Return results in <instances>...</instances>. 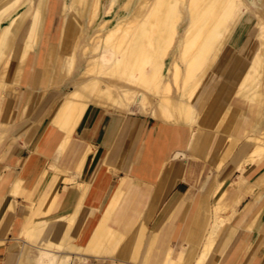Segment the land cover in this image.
Wrapping results in <instances>:
<instances>
[{"label": "bare ground", "instance_id": "obj_1", "mask_svg": "<svg viewBox=\"0 0 264 264\" xmlns=\"http://www.w3.org/2000/svg\"><path fill=\"white\" fill-rule=\"evenodd\" d=\"M117 13L121 18L114 25ZM0 83V114L7 102L5 93L17 86L24 95H36L38 105L49 102L47 131L31 157H46V173L62 170L71 175L63 159L91 105L118 113L117 126L130 125L136 117L155 121L165 147L154 180L167 164L187 157L198 131L206 130L221 146L246 137L251 145L234 168L235 180L225 182L230 171L219 178L226 169L224 156L215 165V220L194 264H205L216 234L232 219L235 204L264 183V177L256 183L245 174L264 162V127L255 129L264 105V9L254 8L248 0H0ZM228 112L231 124L226 121ZM239 112L244 119L238 131L225 134L224 126H233ZM164 126L172 130L163 134ZM91 152L89 146L86 156ZM102 167L120 172L111 164ZM148 168L149 161L141 171L123 166L83 253L77 252L80 245L66 248L51 235L44 243H33L38 227L29 229L26 240L40 248L36 264H139L137 233L152 198L151 181L141 180ZM22 180L14 181V192ZM227 185L235 191L230 202ZM136 188L140 195L133 192ZM57 198L56 193L46 215ZM138 250V258L124 260V252ZM188 250L182 246L174 258L176 251L169 248L164 264H186Z\"/></svg>", "mask_w": 264, "mask_h": 264}, {"label": "crops", "instance_id": "obj_2", "mask_svg": "<svg viewBox=\"0 0 264 264\" xmlns=\"http://www.w3.org/2000/svg\"><path fill=\"white\" fill-rule=\"evenodd\" d=\"M212 77L216 78L214 75ZM20 90L17 86L5 93L8 115L11 104L20 95ZM32 97L36 95L23 94L21 96L24 105L20 113V122L12 125L19 126V131L16 132L18 127L15 130L10 129L6 127V122L4 125L0 121V126H2L0 127V146L20 147L17 151L0 155V264L37 263L40 248L38 245L29 243L25 238V233L36 225L38 229L32 236L33 243H44L51 235L58 239V243L69 244L70 248L82 244L80 252L83 253L92 231L102 219L105 206L119 176L123 175V166L141 171L146 155L145 164L149 161V168L146 177H142L149 179L153 186H151L152 189L150 188L152 198L140 222L142 230L137 233L140 237L139 248L142 250L139 264L148 258L150 262L144 264H164L169 248L175 249L174 258H177L184 245L189 247L186 264H194L215 220L212 193L218 178L213 171L214 175L209 176L194 195V188L188 185L189 179L184 167L186 164L188 167V159H191L196 165H200L201 162L213 165L215 170V165L224 156L228 161L225 164L226 169L219 173V178L224 177L234 170L243 155L248 154L250 143L244 145L245 151L241 147L234 154V146L243 139L233 138V142L231 140L225 142L228 143L227 146L225 143L221 146L209 132L201 138L203 131H198L187 157L167 164L154 180L165 147L162 138L158 137L155 121L150 118L141 121L136 117L130 125L126 122L122 126H111L112 116H109V113L113 112L108 111V113L92 105L86 110L80 125L71 137L70 146L66 149L62 165L67 166L71 175L68 176L67 172L62 170L57 173L44 171L46 175L51 174L55 181L59 179L60 182H71V184L65 187L61 184L58 190V187H54L55 181H52L48 193L42 195L46 190L47 181L51 179L49 176L47 179L42 178L47 159L41 154L32 159L31 157L35 149L42 145V137L47 131L49 102L38 105L37 97L34 100ZM228 115L229 112L226 121L231 124ZM120 118L119 115L117 124ZM243 119L244 113L239 112L233 126H224V133L236 134ZM44 125L46 127L41 132ZM22 126L26 128L22 129ZM151 129L153 130L147 134L146 140L142 139L144 133ZM4 131L10 134L5 138V142L1 143ZM140 139L146 141L145 147L147 148L142 153V159H137L135 154ZM224 144L228 149L223 147ZM89 146H92L93 152L86 156ZM96 150L98 154L94 158ZM51 152L52 149L47 154ZM203 152L205 156L201 158L199 153ZM85 157V164L82 165L81 172H78ZM105 163L114 165L120 169V172L118 174L110 172L102 167ZM23 166L24 169H22ZM163 172L167 173L165 177L163 176L164 178L162 177ZM245 174L251 178V181L260 183L264 177V162L258 167L253 165ZM18 177L23 178L21 190L14 192L13 183ZM207 182H209L208 187L205 186ZM260 187L254 189L252 195L244 197L241 203L235 204L233 217L224 229H220L216 234L215 244L205 264H264V231L260 230L264 224V183ZM56 193L58 198L46 215L45 212ZM135 194L140 195L141 192L138 191ZM13 208L15 214L12 213ZM191 208L193 211H190ZM185 209L188 211L182 214ZM71 210H73L72 213H67ZM67 216L70 219L64 220ZM180 220V229L178 233L175 232V235L177 234L175 241L173 233ZM21 228L23 234L19 236ZM20 248L21 252H19ZM140 250L134 254L124 252V255L127 254L124 258H138ZM107 260L110 262L112 259L109 257Z\"/></svg>", "mask_w": 264, "mask_h": 264}, {"label": "rangeland", "instance_id": "obj_3", "mask_svg": "<svg viewBox=\"0 0 264 264\" xmlns=\"http://www.w3.org/2000/svg\"><path fill=\"white\" fill-rule=\"evenodd\" d=\"M248 2H249V4L251 5V6H253L254 8H256V9H260V10H262V9H264V0H248ZM262 3V4H261ZM12 13H14L13 11H12ZM8 18V19H7ZM7 18H6V23L8 24V23H10V21L12 20V18H13V14L12 15H10L9 17L7 16ZM121 18V15L119 14V13H117L116 15H115V23H114V25L117 23V21L119 20ZM0 85L2 86L3 85V83H0ZM65 89V91H68V87H65L64 88ZM24 94V90L23 89H21L20 90V95L13 101V103L11 104V108H10V113H9V115L6 113V109H7V102H6V104H3V109H2V113H1V118H0V121L2 122V124H4L5 125V122L7 123V126L6 127H9L10 129H16L17 127H18V130H16V132L17 131H19V126H12V125H14V124H16V123H18V122H20V113H21V109H22V107H23V105H24V103L22 102V98H21V96ZM92 106V105H91ZM103 109V108H102ZM105 110V109H104ZM106 111V110H105ZM106 112H108V111H106ZM113 112V111H112ZM109 113V112H108ZM36 115H37V111H36ZM51 116V115H50ZM49 116V117H50ZM109 116H112V120H111V126H117V119L119 118V114L118 113H116V112H113V113H109ZM49 117H47L48 119H47V123H48V120H49ZM150 119H152L151 117H149ZM149 118H143V119H149ZM153 120V119H152ZM0 127H2V126H0ZM45 125L44 126H42V129H41V132L45 129ZM212 126H206V129H209V130H212V128H211ZM258 127V128H257ZM264 127V105H263V108H262V111H261V114H260V118H259V120H258V123L256 124V126H255V129H256V131H261V129ZM24 128H26V126H22V129H24ZM172 130V128L170 127V126H164L163 128H162V133L163 134H166V133H168V131L169 130ZM153 129H151V130H149L148 132H146V133H144V135H143V137H142V139H144V140H146V138H147V134L149 133V132H151ZM16 132H14V134L16 133ZM40 132V133H41ZM206 133H207V131L205 130V131H203V133H202V137L201 138H203V137H205L206 136ZM10 133H8L7 131L5 132L4 131V138L2 139V141H1V143H3V142H5L4 140H5V138L9 135ZM158 137H160L159 135H158ZM161 138V137H160ZM245 138L246 137H244V139L242 140V141H239L235 146H234V150H233V152H234V154H236L239 150H240V148L241 149H244V151H245V147H244V145H247L248 143L245 141ZM142 139H140V142H139V145L137 146V152H136V156H135V158H137V159H142V153H144V151L146 150V148L147 147H145V143H146V141H143ZM71 140V139H70ZM162 143H164V141H162ZM225 144H227V143H225ZM225 144H224V146L223 147H225ZM251 145V144H250ZM18 149H20V147H6V146H0V155H4V154H6L7 152L8 153H10V152H12V151H17ZM98 154V152H97V150H96V152H95V155H94V158H95V156ZM233 154V155H234ZM242 154H244V153H242ZM80 155V154H79ZM199 156L201 157V158H203L204 156H205V154H204V152L203 153H199ZM79 157V156H78ZM245 156L243 155V158H244ZM177 159H179V158H177ZM146 160H147V155H146V157H145V162H146ZM227 161H228V159H226ZM90 161V160H89ZM188 161H189V163H188V167H187V164H186V166L184 167L185 168V171H187V178L189 179V183H188V185L189 186H191L192 188H194V195H196V193L195 192H198L197 190H199V188L200 187H202V185L204 184V182L207 180V178L209 177V176H213L214 174H213V171H215L214 169H213V165H210V164H205L204 162H201L200 163V165H196L195 164V162L193 161V160H191V159H188ZM229 161H231V160H229ZM145 162H144V165L145 166H147V163L145 164ZM186 163H187V161H186ZM212 164V163H211ZM87 166H88V164H87ZM47 167V164H46V166L44 167V169H43V171H42V178H45V179H47V177L49 176L51 179L49 180V181H47V183H46V190H45V192L42 194V195H44V194H46V193H48V189H49V186L51 185V182L52 181H55V179H52V175L51 174H44V171L47 169L46 168ZM96 167V166H95ZM72 169V168H71ZM86 169H87V167H86ZM187 169V170H186ZM93 171H94V169H93ZM50 172H53V173H57V172H59V170H57V171H49V173ZM85 172H86V170H85ZM234 172V173H233ZM233 172H231L232 174L231 175H229V176H227L226 177V179H225V182H228L229 184H230V182L231 181H233V180H235L236 178H237V174H238V172H236V171H233ZM92 174V173H91ZM165 174H167V173H164L163 172V174H162V177L164 176L165 177ZM86 175V174H85ZM121 176V175H120ZM119 176V177H120ZM163 177V178H164ZM141 180L143 181V182H146V181H148L149 179H147V178H141ZM72 183H75V182H72ZM61 184H63V187H65V186H68L69 184H71V182H67V183H64V182H60L59 181V179L57 180V181H55V186L54 187H58V190H59V187H60V185ZM227 188H228V191L226 192V195L228 196V198L229 199H227V201L228 202H230L231 201V199H233V197H234V195H235V191H232L233 190V187L230 185V186H228L227 185ZM21 190V189H20ZM138 191H140L138 188H136L133 192L134 193H136V192H138ZM231 198V199H230ZM241 203V202H240ZM239 203V204H240ZM238 204V205H239ZM238 205L236 206V208H238ZM188 209V208H187ZM187 209H185L184 211H183V213L182 214H184L185 212H187L188 210ZM263 209H264V207H263ZM16 210H17V206H16ZM74 210V209H73ZM73 210H71V211H68L67 213H72L73 212ZM190 211H193V208H191L190 209ZM262 212V211H261ZM155 215H156V213L154 214V216H153V218L155 217ZM258 217V215L256 216V218ZM122 218H123V215L121 214L120 216H119V220H118V225H120L121 223H122ZM152 218V219H153ZM181 218H182V215H181ZM256 218L254 219V221L256 220ZM138 222H139V220H138ZM141 222V221H140ZM187 223H189L188 221H187ZM180 224H181V220L180 221H178V224H177V226H175V229H174V235H173V240H175L176 239V237H177V234L175 235V232L177 231V233H178V230L180 229ZM176 241V240H175ZM63 245V244H62ZM80 245V247L78 248V250H77V252L78 253H81L80 251L82 250V244H79ZM63 246H65L66 248H70L69 247V244H64ZM121 247V246H120ZM119 247V248H120ZM126 245H124V249L123 250H125V249H127L128 250V247H126ZM36 254V253H35ZM125 256H127V254L126 255H124L123 256V258L125 257ZM128 259H129V257H128ZM128 259H125L124 258V260L126 261V260H128ZM71 263V262H70ZM69 263V264H70ZM97 264L95 261H90L88 264ZM81 264H84V263H81ZM104 264H108V262H105Z\"/></svg>", "mask_w": 264, "mask_h": 264}]
</instances>
